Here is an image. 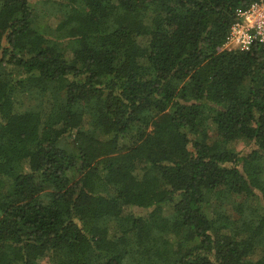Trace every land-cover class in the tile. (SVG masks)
I'll return each instance as SVG.
<instances>
[{"label":"trees","instance_id":"1","mask_svg":"<svg viewBox=\"0 0 264 264\" xmlns=\"http://www.w3.org/2000/svg\"><path fill=\"white\" fill-rule=\"evenodd\" d=\"M40 1L0 0V264H264L260 0Z\"/></svg>","mask_w":264,"mask_h":264},{"label":"built area","instance_id":"2","mask_svg":"<svg viewBox=\"0 0 264 264\" xmlns=\"http://www.w3.org/2000/svg\"><path fill=\"white\" fill-rule=\"evenodd\" d=\"M255 43H264V0L238 13L223 48L248 50Z\"/></svg>","mask_w":264,"mask_h":264},{"label":"rangeland","instance_id":"3","mask_svg":"<svg viewBox=\"0 0 264 264\" xmlns=\"http://www.w3.org/2000/svg\"><path fill=\"white\" fill-rule=\"evenodd\" d=\"M32 3H33L34 6L38 7V6H40L41 1L40 0H33ZM42 11H44V10H42ZM53 19H55V18H50V19L46 18V19L42 20L44 28L47 27L48 23H53L54 22V21H52ZM37 101H38V97H35V96H32V95L25 96L24 97V108H27V107H30V106H33V105L37 104ZM88 127L89 126L87 125L86 128H88ZM246 146H247V144H243V143H240V142L237 144L238 149H241V148L246 147ZM41 262H42V264H49L48 263V259H44Z\"/></svg>","mask_w":264,"mask_h":264}]
</instances>
